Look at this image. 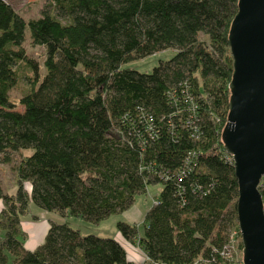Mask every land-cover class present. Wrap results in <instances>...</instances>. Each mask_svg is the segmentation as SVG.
<instances>
[{
  "label": "trees",
  "instance_id": "16d2710c",
  "mask_svg": "<svg viewBox=\"0 0 264 264\" xmlns=\"http://www.w3.org/2000/svg\"><path fill=\"white\" fill-rule=\"evenodd\" d=\"M237 3L52 0L56 14L27 20L0 0V164L20 155L14 190L0 182V264H129L131 246L156 264H192L226 242L237 224L221 141ZM26 40L43 48L42 68ZM166 50L150 72L126 66ZM156 185L140 225L117 221L122 241L67 221L97 224ZM39 210L65 220L48 219L27 250L20 226Z\"/></svg>",
  "mask_w": 264,
  "mask_h": 264
},
{
  "label": "water",
  "instance_id": "95a60500",
  "mask_svg": "<svg viewBox=\"0 0 264 264\" xmlns=\"http://www.w3.org/2000/svg\"><path fill=\"white\" fill-rule=\"evenodd\" d=\"M227 42L232 75L227 122L221 132L238 184L236 220L242 264H264V0H238Z\"/></svg>",
  "mask_w": 264,
  "mask_h": 264
},
{
  "label": "rangeland",
  "instance_id": "374dc122",
  "mask_svg": "<svg viewBox=\"0 0 264 264\" xmlns=\"http://www.w3.org/2000/svg\"><path fill=\"white\" fill-rule=\"evenodd\" d=\"M8 2L13 6L16 12L22 15L25 19L36 18L41 16L43 12H51L56 14L52 7V0H8ZM25 49L29 56L35 59L40 68H42L43 60V48L41 46H33L28 40L25 41ZM172 55L171 50L160 51L154 54L148 55L142 59L134 60L126 64L127 67L136 69L140 72H150L154 66L158 64L160 59H167ZM27 85L26 79L22 80L17 88L13 89L10 94L13 98H19ZM18 109H22L19 107ZM19 153L12 156L13 163L11 164H0V182L2 187L12 192L14 190V173L12 170V164L19 160ZM28 187V186H26ZM29 189V187H28ZM161 190V185L150 186L148 193L146 195H140L137 197L135 203L126 211L122 213L113 214L105 220L99 223L86 222L77 217H68L67 221L73 228H78L81 233H93V234H108L109 236L118 235L116 228V223L119 220H126L133 223L141 224L143 219V213L145 209L150 205L153 195ZM0 204V208H1ZM39 215L41 219H53L56 221H63L65 219L61 218L55 212H46L39 210ZM40 219V220H41ZM29 216H25L21 223V228L33 225V228L41 225V223H33ZM235 225V224H234ZM233 225V227H234ZM142 228V227H140ZM103 236V235H102ZM144 257V255H143Z\"/></svg>",
  "mask_w": 264,
  "mask_h": 264
},
{
  "label": "built area",
  "instance_id": "2783aa9c",
  "mask_svg": "<svg viewBox=\"0 0 264 264\" xmlns=\"http://www.w3.org/2000/svg\"><path fill=\"white\" fill-rule=\"evenodd\" d=\"M191 106L194 108V104ZM226 154L227 160L233 164L232 156L227 152ZM258 190L261 193L264 206V175L259 180ZM140 263L156 264L145 255ZM192 264H242V243L238 225L236 224L229 230L226 242H224L222 245H217V247H211V255L208 258L200 257Z\"/></svg>",
  "mask_w": 264,
  "mask_h": 264
},
{
  "label": "crops",
  "instance_id": "0c3cea01",
  "mask_svg": "<svg viewBox=\"0 0 264 264\" xmlns=\"http://www.w3.org/2000/svg\"><path fill=\"white\" fill-rule=\"evenodd\" d=\"M148 208V207H147ZM146 208V209H147ZM145 209V211H146ZM144 211V212H145ZM144 215V213H143ZM32 221L33 223H41V225H38L37 227L33 228V225L26 226L23 228L24 232L26 233L25 240H24V248L27 250H32L38 245H40L44 241V237L46 235V232L48 230V222L45 221V219H41L38 221ZM128 222V221H127ZM130 223V222H128ZM136 225H140L138 223H134ZM119 233V232H118ZM100 235H108V234H100ZM114 237L118 238L119 240H123L121 235H114ZM129 259L130 263L129 264H141V260L143 258L144 253L139 250L138 248L135 247H129Z\"/></svg>",
  "mask_w": 264,
  "mask_h": 264
}]
</instances>
